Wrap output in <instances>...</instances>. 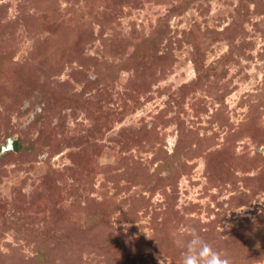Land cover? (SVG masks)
<instances>
[{"label": "rangeland", "instance_id": "rangeland-1", "mask_svg": "<svg viewBox=\"0 0 264 264\" xmlns=\"http://www.w3.org/2000/svg\"><path fill=\"white\" fill-rule=\"evenodd\" d=\"M192 229L264 264V0H0V264H182Z\"/></svg>", "mask_w": 264, "mask_h": 264}, {"label": "clouds", "instance_id": "clouds-1", "mask_svg": "<svg viewBox=\"0 0 264 264\" xmlns=\"http://www.w3.org/2000/svg\"><path fill=\"white\" fill-rule=\"evenodd\" d=\"M173 242L177 247L184 249L182 264H232L229 257L217 251L196 229L191 230L189 239L174 234Z\"/></svg>", "mask_w": 264, "mask_h": 264}, {"label": "water", "instance_id": "water-1", "mask_svg": "<svg viewBox=\"0 0 264 264\" xmlns=\"http://www.w3.org/2000/svg\"><path fill=\"white\" fill-rule=\"evenodd\" d=\"M10 150H19V140L18 138L15 137H10L8 142L6 144L3 145L2 148V154L10 151Z\"/></svg>", "mask_w": 264, "mask_h": 264}, {"label": "trees", "instance_id": "trees-1", "mask_svg": "<svg viewBox=\"0 0 264 264\" xmlns=\"http://www.w3.org/2000/svg\"><path fill=\"white\" fill-rule=\"evenodd\" d=\"M137 53H138V54H137V57H140L141 51L138 50ZM20 148H22V145L20 146Z\"/></svg>", "mask_w": 264, "mask_h": 264}]
</instances>
